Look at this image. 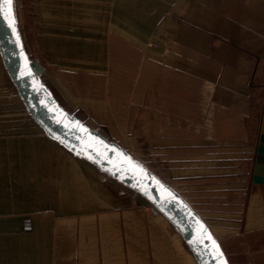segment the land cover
<instances>
[{
    "label": "rangeland",
    "instance_id": "obj_1",
    "mask_svg": "<svg viewBox=\"0 0 264 264\" xmlns=\"http://www.w3.org/2000/svg\"><path fill=\"white\" fill-rule=\"evenodd\" d=\"M13 5L24 48L61 106L180 193L229 264H264V228L256 229L264 203L251 196L259 191L252 174L264 111V61L240 60L237 46L214 53L211 29L179 22L183 0H13ZM27 116L0 55V185L38 181L39 212L61 219L134 193L51 138L55 143L16 139L33 129L22 119ZM5 184L0 203L10 195L24 200L36 195L34 188L8 191ZM134 196L137 209L154 214L150 203ZM56 223L63 242L69 238L63 233L67 222ZM70 223L79 227L77 220ZM32 228L30 220H0V229ZM167 228L162 240L152 235L146 260L197 264L185 241ZM20 252L0 246V261L17 264ZM117 252L118 247L105 250L104 259ZM129 257L136 262L138 253L131 249Z\"/></svg>",
    "mask_w": 264,
    "mask_h": 264
},
{
    "label": "crops",
    "instance_id": "obj_2",
    "mask_svg": "<svg viewBox=\"0 0 264 264\" xmlns=\"http://www.w3.org/2000/svg\"><path fill=\"white\" fill-rule=\"evenodd\" d=\"M183 2L185 6L179 22L185 21L186 24L182 25L186 28L211 29V45L217 46L213 50L214 53H222L227 48L231 50V46H237L240 49V60L264 61V0H183ZM186 13L189 15L184 16ZM189 21L193 24H189ZM215 58L226 59L218 56ZM22 119L31 121L28 123L33 125V129L27 135L18 134L20 136H15L16 139L32 142L46 139L55 143L43 133L31 116ZM30 157L33 158V155ZM16 183L8 186L2 182L0 187L5 184L8 191L10 188L18 190L24 187L36 190L34 199H14L10 195L3 198L0 203L6 207L1 208L0 220L33 222V228L29 230L0 229V237L6 238L0 240V246H16L21 250L17 264H152L146 260V256L152 246L153 234L159 240L164 239L169 235L167 227L170 225V233L177 234L182 239L161 214L154 212L147 215L137 209L133 204L136 194L133 191L134 193L126 196L127 198H109L110 205L104 204L100 206V210L80 213L75 217L72 213L64 214L62 219L67 223H64L63 233L65 238H69L60 242L57 237L62 235L57 232L60 229H57L56 222L63 220L54 212H39L41 200L38 191L41 184L38 181ZM258 185V193L251 196L257 200L261 199L264 203V184ZM96 196L99 200L103 199L98 193ZM54 199L55 197L44 198L45 201ZM29 207H35L37 211H30ZM258 214L262 218H257L261 224L259 223L256 229L264 228V213ZM73 220L78 221L79 227H72L70 222ZM13 238H16L15 242ZM117 247L118 252L115 256L111 255L112 260L104 259L105 250H116ZM131 249L132 252L138 253L136 262L130 260ZM0 264L5 263L0 261Z\"/></svg>",
    "mask_w": 264,
    "mask_h": 264
},
{
    "label": "water",
    "instance_id": "obj_3",
    "mask_svg": "<svg viewBox=\"0 0 264 264\" xmlns=\"http://www.w3.org/2000/svg\"><path fill=\"white\" fill-rule=\"evenodd\" d=\"M0 16V55L27 112L44 133L142 196L164 216L188 245L197 264H229L216 237L173 187L84 121L69 114L40 77L41 67L29 58L19 32L9 26L14 15L7 4ZM17 34L19 39L17 40ZM252 181L264 184V111L254 154ZM210 237V238H209ZM214 242V243H213Z\"/></svg>",
    "mask_w": 264,
    "mask_h": 264
},
{
    "label": "snow or ice",
    "instance_id": "obj_4",
    "mask_svg": "<svg viewBox=\"0 0 264 264\" xmlns=\"http://www.w3.org/2000/svg\"><path fill=\"white\" fill-rule=\"evenodd\" d=\"M4 4H7L9 14H11V11H12V0H0V16H2L4 14V9H3V5ZM9 26L12 28L13 32H15L16 21H15V16L14 15L11 18V22H10ZM18 39H19V36L17 34V40Z\"/></svg>",
    "mask_w": 264,
    "mask_h": 264
}]
</instances>
